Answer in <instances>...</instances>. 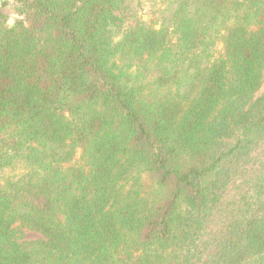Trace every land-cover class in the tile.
I'll list each match as a JSON object with an SVG mask.
<instances>
[{
	"label": "trees",
	"instance_id": "1",
	"mask_svg": "<svg viewBox=\"0 0 264 264\" xmlns=\"http://www.w3.org/2000/svg\"><path fill=\"white\" fill-rule=\"evenodd\" d=\"M0 264H264V0L3 3Z\"/></svg>",
	"mask_w": 264,
	"mask_h": 264
},
{
	"label": "rangeland",
	"instance_id": "2",
	"mask_svg": "<svg viewBox=\"0 0 264 264\" xmlns=\"http://www.w3.org/2000/svg\"><path fill=\"white\" fill-rule=\"evenodd\" d=\"M145 18H148V16L145 15ZM11 22H13V20H12ZM37 236H38V235L35 236V234H33V233H29V234L27 235V237L30 238V239H32V238H36Z\"/></svg>",
	"mask_w": 264,
	"mask_h": 264
},
{
	"label": "water",
	"instance_id": "3",
	"mask_svg": "<svg viewBox=\"0 0 264 264\" xmlns=\"http://www.w3.org/2000/svg\"><path fill=\"white\" fill-rule=\"evenodd\" d=\"M8 1H10V0H0V6H1L3 3L8 2Z\"/></svg>",
	"mask_w": 264,
	"mask_h": 264
}]
</instances>
